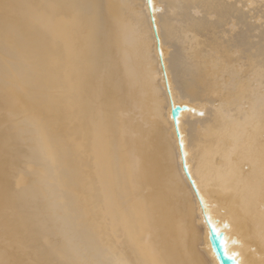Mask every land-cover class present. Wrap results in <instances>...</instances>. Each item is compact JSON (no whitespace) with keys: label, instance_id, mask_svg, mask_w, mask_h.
Instances as JSON below:
<instances>
[{"label":"bare ground","instance_id":"obj_1","mask_svg":"<svg viewBox=\"0 0 264 264\" xmlns=\"http://www.w3.org/2000/svg\"><path fill=\"white\" fill-rule=\"evenodd\" d=\"M152 4L204 212L264 264V0ZM149 16L0 0V264H217Z\"/></svg>","mask_w":264,"mask_h":264},{"label":"water","instance_id":"obj_2","mask_svg":"<svg viewBox=\"0 0 264 264\" xmlns=\"http://www.w3.org/2000/svg\"><path fill=\"white\" fill-rule=\"evenodd\" d=\"M145 3L147 6L149 15H150L149 19L151 22V27H152V31H153V35H154V39H155V43H156V52L158 55L159 65H160V68L162 71V76H163L164 86H165V92H166L167 97H168L169 116H170V120L172 122L174 134H175V137L177 140V147H178V152H179V158H180V165H181L182 173H183L184 177L186 178L187 182L189 183L193 193L195 194L197 201H198V204L202 210L203 221H204L206 228H207V239H208L209 247H210V250H211L217 264H238L239 257H236V252H232V253L227 252V241L225 238L224 231L222 229H220V227H217L213 222H211L209 217H208V214L204 212L205 206L201 200V197L199 196L198 189L194 183V180L192 179V177L189 173L188 166H187L186 161H185L183 142L181 139L182 136H181V133L179 130V118L183 112H187V111H190L192 113H196L199 116L202 113H201V111H195L193 108H190L186 104L175 103L174 100L172 99L170 88H169V85L167 82L164 64L162 61V55H161V51H160V41H159V37L157 34L156 26L154 23L152 0H145ZM222 225L224 227H228L226 222H223ZM233 244L237 245L238 243L234 241Z\"/></svg>","mask_w":264,"mask_h":264}]
</instances>
